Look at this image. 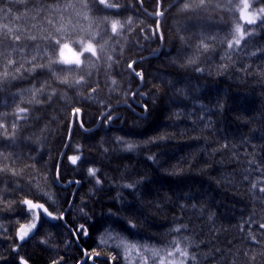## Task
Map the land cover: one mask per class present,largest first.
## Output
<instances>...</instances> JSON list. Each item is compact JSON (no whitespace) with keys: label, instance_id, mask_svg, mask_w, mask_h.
<instances>
[{"label":"trees","instance_id":"16d2710c","mask_svg":"<svg viewBox=\"0 0 264 264\" xmlns=\"http://www.w3.org/2000/svg\"><path fill=\"white\" fill-rule=\"evenodd\" d=\"M85 2L92 9L90 31L102 34L97 39L104 52L100 60L90 57L82 70L58 75L67 76L70 83L83 75L87 83L61 84L44 68L31 75L22 71L0 91V114L7 113L0 122L7 123L9 131L21 94L28 100L29 90L45 82L50 85L47 92L55 88L57 93L51 104L21 105L31 110L32 119L18 122L24 125L18 146L8 149L19 156L11 165L18 174L0 173V233L7 229L0 234V252L17 255L11 252L16 230L31 221V215L21 211L26 207L21 201L27 198L43 203L57 217L63 215L51 220L40 211L39 234L20 249L29 264H52L60 257L64 258L61 264H80L85 249L90 254L101 248V256L95 259L105 264H160L159 257L153 258L143 246L166 248L174 238L185 236L189 253L195 256L187 264H252V256L260 264L264 201L256 199L259 193L251 182L264 176L252 170L256 165L249 169L248 161L255 159L264 167V52L251 55L257 47L264 49V27L245 24V28H256L254 36L246 37L255 46L231 52L226 37L240 22L235 9L240 0H207L205 8L195 12L180 11L182 4L173 6L174 0H160L161 10L167 11L155 35L156 0H143V7L140 0H109L120 6V14L107 17L95 10L103 6H94V0H31L27 16L19 20L16 16L24 5L14 0L12 7L19 11L10 18L0 12V51L5 53L0 73L7 58L20 60L19 53L7 55L13 41L5 25L20 30L21 47L30 45L33 42L23 38L29 29L37 35L40 27L54 31L48 20H60L61 12L51 11L58 6L74 5L63 11L64 22L79 20L88 28L83 13L77 16ZM184 2L199 4V0ZM249 3L256 9L264 7L257 0ZM7 7L5 0L0 8ZM41 7V15L32 19ZM112 20L124 25L119 35L112 34ZM202 43L208 45L207 51ZM194 56L196 63L189 64ZM131 61H136V71L143 72V81L128 68ZM92 88L96 91L91 92ZM76 107L81 109L84 130L98 127L89 133L79 129L72 115ZM109 111L113 119L106 124ZM117 137L133 143L135 149L123 151ZM0 142L8 143L2 137ZM70 155H81L82 161L73 166ZM89 167L99 169L100 185L88 176ZM250 219L256 223H246ZM81 224L89 235L81 234L77 242L72 233ZM182 225L187 227L173 231ZM109 228L142 247L127 255L114 242L98 247L100 236ZM250 232L260 242L253 243ZM117 253L118 259L109 261V255Z\"/></svg>","mask_w":264,"mask_h":264},{"label":"snow or ice","instance_id":"6c2138e0","mask_svg":"<svg viewBox=\"0 0 264 264\" xmlns=\"http://www.w3.org/2000/svg\"><path fill=\"white\" fill-rule=\"evenodd\" d=\"M14 0H8V7L6 9L0 8V12L4 13L6 16L10 18V15L13 11H19V9H14L12 7ZM23 3L24 8L21 15L16 16V19H22L24 16H27L29 12V4L31 0H20ZM257 2L264 4V0H257ZM5 0H0V5H3ZM157 9L155 11V17H163L165 15V10H161L160 0H156ZM207 0H199V4L193 5L192 3H186L184 0H174V5H181L182 7L179 9L182 12H195L197 9L205 8ZM141 7H143V0H140ZM95 5H102L103 9H100L98 6L95 7L96 11H103L105 17L110 15H119V5L110 3L109 0H94ZM74 5H66L64 9H61L59 6L55 9H52L53 12H61V17L59 21L54 19H49L48 23L52 25V30H47L40 27V34H32L31 29L28 30V34L24 36V39L30 40L33 44L25 45L21 47L22 36L17 34L20 30L13 29L5 25L6 34L9 39L13 41L12 45H9L11 51L7 54L8 57H11L14 53H19L20 60L7 58L5 63L3 64V71L0 73V91H3L5 83H10L13 80L19 78V74L22 71L28 72L30 75L35 73L38 69L47 68L52 74L56 77V79L61 84H66L71 86H80L85 85L87 83V78L83 75L79 76L73 82H69L67 76L61 78L58 73L64 72H73L82 70L85 66V62L90 58L94 57L97 60L101 59V56L104 52V46L99 45V40L97 37L102 36L100 32L92 33L90 31L91 25L93 21L89 17L88 13L92 9L89 7V3L85 2L80 6L81 11L77 12V16L83 13L82 18L84 20L89 21V27L85 28L82 24L79 23V20H71L69 19L67 23L64 22L63 11L67 10V8H72ZM117 9L116 12L107 11ZM236 11L239 12V20L243 23L237 22L233 28L232 33L229 34L230 38L226 37L227 48L231 50V52H235L236 50L247 47L249 44L255 46L253 41L246 40V37H252L256 34V28H245L244 25L264 27V7H260L258 9L254 8L253 5L249 3V0H240L238 5H235ZM250 9H253L250 11ZM43 11L41 7L40 11H37L36 16H33L32 19H37ZM129 23H131V18H129ZM160 19H156V27L153 32V35L160 32ZM33 28L38 27L33 24ZM124 27V25L119 20L111 21V31L113 36L119 35L120 30ZM143 31V29H142ZM3 37L0 36V41H2ZM161 39L163 36L161 35ZM242 41L245 43L242 45ZM201 46L205 51L208 50V45L202 43ZM258 52H264V49L259 47L256 48V51L251 52V55L255 56ZM5 53L0 51V58H3ZM45 58L47 61L45 62ZM198 57H192L189 59L188 63L193 64L196 63ZM108 60L112 61L113 57L111 55L108 56ZM23 61V62H21ZM136 61H131L128 63V68L132 69L135 77L140 78L143 81V72L136 71L134 69V64ZM53 65H58L59 67H53ZM197 71L201 69L197 68ZM15 72V74H13ZM117 83L116 80L112 81V84L115 85ZM50 85L45 82L44 84L37 87L36 85L30 89L31 98L25 100L23 98V94H21V103L16 105L14 112V120L11 122V131H9V125L5 122H0V137L3 138V141H7V144L0 142V158H2L3 163L0 165V173H8L12 176H16L18 173L15 168L11 167L18 159L19 156L16 155L14 151H8V149H14L18 146L17 141L20 138V133L23 131L24 125L18 123L19 121H24L27 123L30 119H32L29 115L30 109L21 106L24 103L34 104V105H44L51 104L53 98L56 96V89L52 88L51 92H47V89ZM96 88H92L91 92H95ZM47 93V94H46ZM15 95V94H14ZM135 95V93H133ZM46 97V98H45ZM91 98V95L89 96ZM7 113L0 114V116H6ZM72 115L75 119H79L81 116V109L79 107L72 109ZM102 116H105V113H101ZM113 117L110 111L106 115V119L104 122L106 124L112 121ZM80 127L84 128V123L80 121ZM86 131L88 129H85ZM69 134H71V128L69 129ZM117 142L121 146L123 151H133L136 147L133 143L125 141L121 137H117ZM67 147V145H66ZM227 147V145H224ZM80 146L77 145V151L79 152ZM107 151V149H105ZM151 158V157H150ZM69 162L76 166L78 162L82 161L81 155H70L68 156ZM256 165L255 169H252V166ZM249 169L253 171L261 172L262 176H264V167H261L257 164L255 159H250L248 161ZM99 169L95 167H89L87 169V173L89 177H93L96 180V184H101V179L97 176ZM60 179V168L57 166V180ZM245 180L249 179L248 175H245ZM71 183V182H70ZM75 183L79 184L80 181L76 180ZM123 187L135 188V184H125ZM251 188L253 190H258L259 195L256 196L258 201H264V179H257L254 182H251ZM21 203L26 206L25 209L21 211H26L31 215V221L27 224L21 223L16 230V236L14 238L13 245L11 247V252L16 253L15 257L6 256L2 252H0V264H15V261L18 258V264H29L28 260L24 255L20 253V249H22L25 244L31 240H34L36 235L39 234L38 225L41 220L40 211L43 212V215L51 220L63 219V215L61 214L59 217L54 215L52 212L48 210L47 207L43 203L34 202L31 199H24ZM196 205L193 204V208ZM14 210V209H12ZM211 219V217H210ZM132 227H135L134 224H131ZM249 225L256 223L254 219H250L247 221ZM186 225H182L180 227H176L173 229L174 232H181L182 228H186ZM259 228L264 229V219L259 223ZM241 231H243V225L241 226ZM7 229H3V233H6ZM0 233V234H3ZM84 237H88L89 232L85 225L81 224L77 229H75L72 233L73 236L77 237V242H79L80 235ZM253 243L260 242L257 240L255 235L249 233ZM19 241L20 243H16ZM109 242H114L118 248H123L125 251V255H127L130 251L137 250L142 246L133 244L128 242V240L123 237L119 232L114 229H106L105 232L100 236L99 245H108ZM41 244H46L47 240H41ZM190 241L185 236L182 239L174 238L170 244L166 248L160 249H149L146 246H143V251L151 252V256L153 258L159 257L160 264H187L189 260H195V256L189 253ZM104 249L101 248L99 251L93 249L89 254L88 250H84V257L82 258L80 264H87L88 260H92V264H105L104 261H97L95 258L101 256V253ZM217 252H220V249H216ZM245 255H250L249 253H245ZM170 258V259H169ZM63 257H60L58 260H53L52 264H61V260ZM118 259V253L116 255H109V261H115ZM256 257L252 256V264H256ZM147 264V262H145ZM260 264H264V254L260 257Z\"/></svg>","mask_w":264,"mask_h":264},{"label":"water","instance_id":"95a60500","mask_svg":"<svg viewBox=\"0 0 264 264\" xmlns=\"http://www.w3.org/2000/svg\"><path fill=\"white\" fill-rule=\"evenodd\" d=\"M155 18H161V17H155ZM78 120V124H79V126H80V119H77ZM98 127V124L95 126V127H93L92 129H88L87 131L86 130H84V128H81L83 131H85L86 133H89V132H91V131H93L95 128H97Z\"/></svg>","mask_w":264,"mask_h":264},{"label":"bare ground","instance_id":"6f19581e","mask_svg":"<svg viewBox=\"0 0 264 264\" xmlns=\"http://www.w3.org/2000/svg\"><path fill=\"white\" fill-rule=\"evenodd\" d=\"M76 121H77V124H78V120H76ZM72 123H73V120H72ZM78 127H79V129H81L80 126H79V124H78ZM81 130H82V129H81ZM68 140H69V139H68Z\"/></svg>","mask_w":264,"mask_h":264},{"label":"rangeland","instance_id":"374dc122","mask_svg":"<svg viewBox=\"0 0 264 264\" xmlns=\"http://www.w3.org/2000/svg\"><path fill=\"white\" fill-rule=\"evenodd\" d=\"M238 14H239V12H238ZM240 23H243L242 21H240ZM170 259V258H169Z\"/></svg>","mask_w":264,"mask_h":264}]
</instances>
